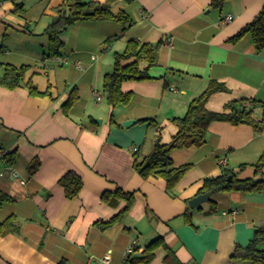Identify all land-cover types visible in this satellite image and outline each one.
I'll return each instance as SVG.
<instances>
[{"label":"crops","instance_id":"0c3cea01","mask_svg":"<svg viewBox=\"0 0 264 264\" xmlns=\"http://www.w3.org/2000/svg\"><path fill=\"white\" fill-rule=\"evenodd\" d=\"M21 1L24 10L17 12ZM96 1L114 14L126 12L133 24L124 31L115 20L74 23L63 33L61 56L69 62L60 63L50 53L46 29L64 0H0V73L6 64L28 65L26 81L44 93L0 85V193L12 198L0 207V223L14 215L18 226L0 234V264H166L165 246L145 259L147 245L158 237L187 264H252L232 257L264 223V190L212 193L194 208L189 200L205 178L224 169H239L237 179L258 175L255 164L264 153V48L257 51L251 35L237 43L229 39L261 11L264 0H225L216 7L212 0ZM229 14L232 20L225 21ZM113 36L119 38L108 47L106 39ZM166 37L172 43L161 44L152 78L125 81L122 89L132 98L112 107L103 94V78L113 70L115 53L123 52L129 40L158 43ZM212 81L225 89L210 98L209 109L222 111L237 101L262 120L263 129L215 121L204 145L174 149V164L192 167L172 195L163 177L144 178L135 170L134 148L142 157L153 151L157 137L169 142L176 131L172 119L182 116ZM74 89L78 99L66 112ZM128 119L136 122L125 127ZM12 152L10 162L6 155ZM34 159L41 165L32 174L28 166ZM69 170L83 178L73 199L59 183ZM117 188L135 192L136 202L121 221L103 230L96 223L126 205L103 200L104 192ZM259 248L264 250V241ZM105 255L108 263L101 261Z\"/></svg>","mask_w":264,"mask_h":264},{"label":"trees","instance_id":"16d2710c","mask_svg":"<svg viewBox=\"0 0 264 264\" xmlns=\"http://www.w3.org/2000/svg\"><path fill=\"white\" fill-rule=\"evenodd\" d=\"M225 0H212L213 5L220 6ZM24 10L23 1L16 4V11ZM57 16L46 29L49 35L51 55L59 56L65 47L63 33L69 26L80 20H115L123 25L125 31L133 24L130 16L119 11L118 14L111 12L106 4H101L96 0H64L57 7ZM251 35L253 43L257 51L264 48V7L261 11L243 28H241L234 36L229 39L231 43L239 42L244 36ZM119 36H113L106 39L108 47L112 46ZM162 41L158 43L139 42L129 40L123 52H116L113 63V70L106 73L103 78V94L107 102L112 107L126 105L130 102L132 94L122 89L125 81H142L152 78L150 69L159 63V50ZM4 50V46H0V52ZM129 61V62H128ZM29 69L28 65L15 66L6 64L4 71L0 73V85L9 89L26 86L30 93L35 96L43 95L36 84L32 81H26V74ZM225 89L221 82L212 81L208 88L200 95L194 97L183 116H177L172 119L173 125L176 127L175 133L169 142H163L158 137L153 151L146 155L140 156L139 150L134 152L135 170L144 178L163 177L166 180V190L168 193L175 195V188L186 172L191 169L192 164L175 165L171 157V152L177 148L200 147L205 144L209 126L215 121H226L232 124H247L254 127L255 131L261 132L263 129L262 120L254 117L251 110L240 108L237 101L229 102L222 111L211 110L208 108L210 98L217 92ZM69 99L64 104V110L68 112L78 99L75 89L69 95ZM111 121H114L111 115ZM15 152L9 153L6 157L10 162L14 161ZM41 165L39 159H34L29 164V170L32 174L36 173ZM264 165V153L260 156L256 166V174H261L264 178L262 167ZM233 175L232 180H228V176ZM83 178L76 172L69 170L60 179L59 183L64 187L65 194L68 199H73L79 195L83 187ZM264 190V180L257 181L255 178L237 179L233 170L224 169L221 175L215 177H207L199 190L202 192H229V191H262ZM103 200L109 204L124 200L126 205L122 211L117 213L109 220L98 221L96 224L103 230H106L121 221L125 214L133 207L136 202V193L125 191L117 188L113 192H104ZM12 198L6 193H0V207L2 204ZM212 204L215 202L212 200ZM18 228L16 217L14 215L6 218L0 223V234L5 235L9 232L16 231ZM264 241V223L255 230L252 241L247 246H237L232 258L248 260L252 264H264V250L259 245ZM165 246L167 254L164 258L166 264H187L182 262L175 252L169 248L162 237L152 240L146 247V262L153 259L155 249Z\"/></svg>","mask_w":264,"mask_h":264},{"label":"built area","instance_id":"2783aa9c","mask_svg":"<svg viewBox=\"0 0 264 264\" xmlns=\"http://www.w3.org/2000/svg\"><path fill=\"white\" fill-rule=\"evenodd\" d=\"M232 18H233V16H232L231 14H229V15L226 16L225 21H230V20H232ZM162 43H163V44H167V45H168V44H171V43H172V38H171V37H166V38H164V39L162 40ZM94 57H95V56H94ZM56 59H57L60 63H68V62H69V58L66 57V56H61V55H59V56H56ZM77 65H78L79 68L82 67V64H81L80 61L77 63ZM170 89H171L172 91H177V90H178V88L175 87L174 85L170 86ZM94 95H97L98 100H100V99L102 98V96H101L100 94H97L96 92L94 93ZM134 150H137V148L135 147ZM220 162L222 163V165H225V164L227 163V159H226V158H222V159L220 160ZM11 173H12V175H13L14 177H16V178L18 177V173H17L16 170H14L13 168L11 169ZM21 182L24 183L23 180H21ZM134 247H135V244H134V243H133L132 245H130V247H129L128 250H127V254H128V255L131 254V253L133 252ZM101 261H103L104 263H108V262H109V256H108V255H105V256L102 258Z\"/></svg>","mask_w":264,"mask_h":264},{"label":"water","instance_id":"95a60500","mask_svg":"<svg viewBox=\"0 0 264 264\" xmlns=\"http://www.w3.org/2000/svg\"><path fill=\"white\" fill-rule=\"evenodd\" d=\"M96 121H97V123H101V119H99V118L96 119ZM135 122H136L135 119H128L126 121H123V124L125 127H129L130 125H132ZM238 171H239V169L234 170L235 173ZM232 179H233V175L228 176V180H232ZM255 179L257 181H263L264 180V178L261 174H258L255 177ZM211 194H212V192H210V191L199 193L197 196H195L189 200L190 207L194 208L196 206L201 205L204 202H208L211 198Z\"/></svg>","mask_w":264,"mask_h":264},{"label":"rangeland","instance_id":"374dc122","mask_svg":"<svg viewBox=\"0 0 264 264\" xmlns=\"http://www.w3.org/2000/svg\"><path fill=\"white\" fill-rule=\"evenodd\" d=\"M63 50H64V48L62 49V51H63ZM104 101H105V100H104ZM185 113H186V112H185ZM185 113H184V114H185ZM184 114H183V115H184ZM183 115H182V116H183ZM165 130H166V129H165ZM165 133H166V132H164V135H165V136H164V139H165V137H167V134H165ZM157 141H158V137H157L156 142H157Z\"/></svg>","mask_w":264,"mask_h":264}]
</instances>
